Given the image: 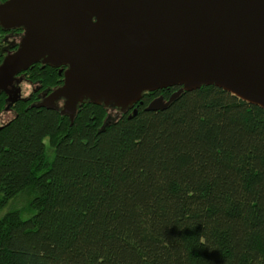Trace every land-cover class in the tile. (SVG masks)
I'll return each mask as SVG.
<instances>
[{
    "label": "trees",
    "instance_id": "trees-1",
    "mask_svg": "<svg viewBox=\"0 0 264 264\" xmlns=\"http://www.w3.org/2000/svg\"><path fill=\"white\" fill-rule=\"evenodd\" d=\"M25 75L62 84L50 66ZM178 89L145 93L114 121L92 103L73 121L11 106L0 212L27 192L31 217L0 216V264H264V109L202 86L146 110ZM6 105L1 95L0 115Z\"/></svg>",
    "mask_w": 264,
    "mask_h": 264
},
{
    "label": "water",
    "instance_id": "water-1",
    "mask_svg": "<svg viewBox=\"0 0 264 264\" xmlns=\"http://www.w3.org/2000/svg\"><path fill=\"white\" fill-rule=\"evenodd\" d=\"M0 27L24 30L0 65L11 103L22 99L17 76L41 64L61 69L63 84L32 106L71 121L84 103L127 112L170 87L146 110L202 86L264 109V0H7Z\"/></svg>",
    "mask_w": 264,
    "mask_h": 264
},
{
    "label": "rangeland",
    "instance_id": "rangeland-1",
    "mask_svg": "<svg viewBox=\"0 0 264 264\" xmlns=\"http://www.w3.org/2000/svg\"><path fill=\"white\" fill-rule=\"evenodd\" d=\"M12 30H15V29H12ZM12 30H4V33L0 34V58H2V62H3L4 58L6 57V55H3V56L1 55L2 49L5 47H10L11 49H13V47L16 45V42H17V40H16L17 35H15L16 33L13 32ZM2 62L0 63V65L2 64ZM17 78L20 79V82L14 83V86L20 87L21 98L22 97H25V98L31 97L32 98L31 100H33L34 102L37 99V97L40 96L41 93L46 92V94H47L48 92H50L48 95H45V97H47L54 90H56L57 88L62 86V85H60L58 87L51 88V89L45 88V90H44L43 86H41L42 85L41 81L32 82L27 78V76L24 73L19 74L17 76ZM37 88H39V89H37ZM13 89H14V87L11 88V90H13ZM158 97H160V96H158ZM158 97H156V98H158ZM162 97H164V96H162ZM166 100H168V99H166ZM63 103H64L63 100H60L56 103L57 106L60 108V110L63 106ZM34 104H37V103H34ZM7 105H6V108L4 110L5 112H3L0 115V125H3L5 123H7L8 121H10V119H12V117L14 115V113L8 109ZM108 109H109V113H108L107 119L109 118V121H114L115 119H118L122 114H125V113L133 110L132 109V110H128L127 112H123L122 110H119L117 108H108ZM31 200H32V197L29 193H27V192L22 193L17 198V200L11 201L6 206V208H4V210L0 212V216H2L3 214H6L7 212H9L11 210L17 209V210L23 211V215H22L23 219H27V218L31 217V212L29 213L27 211L29 208V203L31 202Z\"/></svg>",
    "mask_w": 264,
    "mask_h": 264
},
{
    "label": "flooded vegetation",
    "instance_id": "flooded-vegetation-1",
    "mask_svg": "<svg viewBox=\"0 0 264 264\" xmlns=\"http://www.w3.org/2000/svg\"><path fill=\"white\" fill-rule=\"evenodd\" d=\"M13 32H15L16 34L15 35H17V38H16V40H17V42H16V45L13 47V49H11L10 47H5V48H3L2 49V56L3 55H7V54H9V53H13L14 51H16L17 49H18V47H19V44H20V41H21V39L23 38V36H24V31L22 30V29H15V30H12ZM57 70H58V73H59V76H61V80H62V83H63V79H64V74H63V72L61 73V69H59V68H56ZM25 74V73H24ZM60 85H62V84H60ZM59 85V86H60ZM58 87V86H57ZM37 89H39V88H37ZM45 90V89H44ZM50 92H48L47 94H46V92H43V93H41L40 94V96L39 97H37V99L35 100V102L33 101V100H31L32 98L31 97H29V98H25V97H22V99H18V101H20V100H28V101H31V105H33L34 103H39V102H42L43 100H44V98H45V95H48ZM1 95H5V97H6V102H7V106H8V109L9 110H11V106H13L16 102H18V101H16V102H13V103H11V102H9L8 101V97L10 96H8L6 93H1L0 94V96ZM12 97H13V93H12ZM34 102V103H33Z\"/></svg>",
    "mask_w": 264,
    "mask_h": 264
}]
</instances>
